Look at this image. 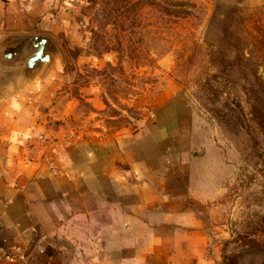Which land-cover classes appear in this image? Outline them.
<instances>
[{
    "label": "crops",
    "instance_id": "0c3cea01",
    "mask_svg": "<svg viewBox=\"0 0 264 264\" xmlns=\"http://www.w3.org/2000/svg\"><path fill=\"white\" fill-rule=\"evenodd\" d=\"M60 7L0 0V43L55 38ZM82 73L60 62L30 82L0 76V264H67L68 253L84 264H214L187 208L201 158L183 111L163 100L141 128L109 133L99 85Z\"/></svg>",
    "mask_w": 264,
    "mask_h": 264
},
{
    "label": "rangeland",
    "instance_id": "374dc122",
    "mask_svg": "<svg viewBox=\"0 0 264 264\" xmlns=\"http://www.w3.org/2000/svg\"><path fill=\"white\" fill-rule=\"evenodd\" d=\"M59 1L66 25L48 36L67 69L96 79L107 132L175 103L201 158L187 208L210 258L264 264V0Z\"/></svg>",
    "mask_w": 264,
    "mask_h": 264
},
{
    "label": "water",
    "instance_id": "95a60500",
    "mask_svg": "<svg viewBox=\"0 0 264 264\" xmlns=\"http://www.w3.org/2000/svg\"><path fill=\"white\" fill-rule=\"evenodd\" d=\"M60 51L45 34L10 35L0 43V76L5 80L34 81L59 61Z\"/></svg>",
    "mask_w": 264,
    "mask_h": 264
}]
</instances>
